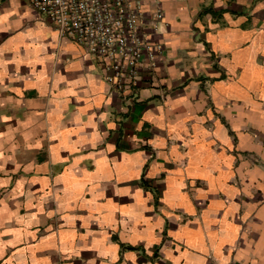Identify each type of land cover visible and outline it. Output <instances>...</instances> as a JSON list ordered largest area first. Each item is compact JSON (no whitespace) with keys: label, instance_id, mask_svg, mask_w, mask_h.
Returning <instances> with one entry per match:
<instances>
[{"label":"crops","instance_id":"1","mask_svg":"<svg viewBox=\"0 0 264 264\" xmlns=\"http://www.w3.org/2000/svg\"><path fill=\"white\" fill-rule=\"evenodd\" d=\"M143 9L163 50L119 92L0 0V264H264V0Z\"/></svg>","mask_w":264,"mask_h":264},{"label":"built area","instance_id":"2","mask_svg":"<svg viewBox=\"0 0 264 264\" xmlns=\"http://www.w3.org/2000/svg\"><path fill=\"white\" fill-rule=\"evenodd\" d=\"M27 1L59 36L69 37L97 59L114 91H127L141 81L163 50L152 37L161 10L149 18L150 31L143 0ZM160 96L163 98V93Z\"/></svg>","mask_w":264,"mask_h":264}]
</instances>
